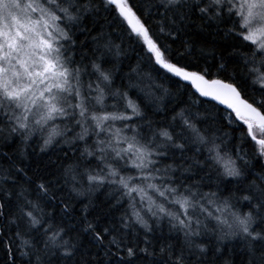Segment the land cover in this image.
I'll list each match as a JSON object with an SVG mask.
<instances>
[{"label":"snow or ice","instance_id":"snow-or-ice-1","mask_svg":"<svg viewBox=\"0 0 264 264\" xmlns=\"http://www.w3.org/2000/svg\"><path fill=\"white\" fill-rule=\"evenodd\" d=\"M0 146V264H264V0H0Z\"/></svg>","mask_w":264,"mask_h":264},{"label":"trees","instance_id":"trees-1","mask_svg":"<svg viewBox=\"0 0 264 264\" xmlns=\"http://www.w3.org/2000/svg\"><path fill=\"white\" fill-rule=\"evenodd\" d=\"M119 43V41H117ZM125 47H127V45H125ZM122 62H123V70L125 73L130 71L131 67H135L136 66V59H135V54L129 49L126 53V55L122 58ZM164 86L165 87H170V85L167 82H164ZM174 103V102H173ZM173 103H169L168 104V111L167 113L164 112H160L157 113V115L154 117V119L156 120H160L163 121L165 115H167V118L170 120L171 116H172V112H171V108L173 106ZM205 107H207V105H205ZM178 110V109H177ZM196 108H193V112L195 113ZM201 114L203 115V108H201ZM212 119V114H209L208 116V121L210 122ZM201 126H206L204 124H201ZM214 127H219V125H215ZM229 129L224 128L222 131L217 132V135H221L223 136L225 132H228ZM0 151H8V149L3 148L2 146H0ZM29 157L27 160H25V164L26 165H30L32 169L36 168L37 166H39L41 169H43L45 167V165L49 166V168H54L57 163H58V156L61 155L59 152V149H50L47 153H40L39 151V146L34 144L32 148L29 149ZM189 155H192V153H189ZM171 162V161H169ZM32 172L29 171V175H31ZM205 191H207L208 189L205 188ZM65 197H67L68 192L67 189H65L64 192ZM97 196L100 199H103V196L100 193H97Z\"/></svg>","mask_w":264,"mask_h":264}]
</instances>
